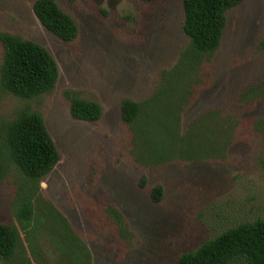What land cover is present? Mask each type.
<instances>
[{"label": "rangeland", "instance_id": "rangeland-1", "mask_svg": "<svg viewBox=\"0 0 264 264\" xmlns=\"http://www.w3.org/2000/svg\"><path fill=\"white\" fill-rule=\"evenodd\" d=\"M35 1L0 0V32L45 46L59 79L52 92L24 99L5 91L0 75V149L5 123L21 109L42 113L61 159L40 192L87 246L86 264H177L227 229L264 219V0L227 12L222 43L180 113L182 134L215 122L226 131L223 146L215 155L154 165L143 163L122 101L155 95L190 43L183 1L56 0L79 26L74 41L43 25ZM4 53L0 42V65ZM72 91L102 105L99 121L72 116ZM24 184L15 166L0 182V221L19 228L32 264H85L68 254L51 225L18 220ZM157 185L164 188L160 202L152 199ZM110 205L123 214L120 224L107 216Z\"/></svg>", "mask_w": 264, "mask_h": 264}, {"label": "trees", "instance_id": "trees-1", "mask_svg": "<svg viewBox=\"0 0 264 264\" xmlns=\"http://www.w3.org/2000/svg\"><path fill=\"white\" fill-rule=\"evenodd\" d=\"M154 1V0H145ZM185 10L184 31L190 43L177 64L166 71L157 93L144 101L125 98L122 120L133 133L144 153L143 163L161 164L174 160H193L215 155L223 146L225 131L220 125L199 124L181 133L180 113L203 83L202 67L219 49L227 25V12L245 0H182ZM34 12L43 25L65 41L79 35L75 19L56 0H36ZM5 48L0 65L2 87L20 98L31 99L52 92L59 79V66L42 44L19 35L0 32ZM264 50V38L259 44ZM75 119L97 122L103 114L96 100L67 92ZM0 149V182L13 166L24 177L26 197L16 206V216L25 226L44 223L52 226L68 245V254L79 263H89L90 252L75 234L67 218L40 192V181L51 173L61 159L44 116L30 107L21 109L6 122ZM223 137V138H222ZM143 178L142 184H145ZM164 188L157 185L152 199L160 202ZM36 198L37 202L34 201ZM38 208L43 209L41 217ZM107 216L120 224L123 214L113 205ZM32 227V226H31ZM0 258L4 264H32L22 244L19 228L0 221ZM177 264H264V219L242 223L203 243L196 250L183 253Z\"/></svg>", "mask_w": 264, "mask_h": 264}]
</instances>
